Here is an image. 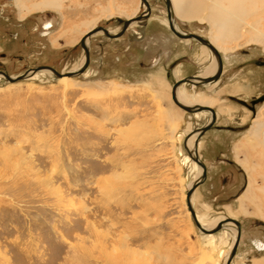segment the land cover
<instances>
[{"label":"rangeland","instance_id":"rangeland-1","mask_svg":"<svg viewBox=\"0 0 264 264\" xmlns=\"http://www.w3.org/2000/svg\"><path fill=\"white\" fill-rule=\"evenodd\" d=\"M43 1L0 0V71L8 76L39 66L75 70L88 29L77 25L116 33L118 19L145 10L140 0H59L58 11L20 18L17 3ZM147 2L152 20L117 39L90 37L89 65L67 83L49 72L0 79V264L223 263L232 227L200 233L185 202L198 171L184 144L210 114L186 113L170 97L176 81L200 78L216 60L172 34L163 0ZM173 19L180 31L209 39L204 21ZM240 34L239 47L219 52L218 81L178 90L211 100L216 112L197 148L206 179L192 195L195 213L240 223L230 264H264V132L257 141L249 135L257 116L264 119V101L251 104L264 95V66L255 63L264 62V36L261 44Z\"/></svg>","mask_w":264,"mask_h":264},{"label":"bare ground","instance_id":"bare-ground-1","mask_svg":"<svg viewBox=\"0 0 264 264\" xmlns=\"http://www.w3.org/2000/svg\"><path fill=\"white\" fill-rule=\"evenodd\" d=\"M169 2H170V12L172 16L174 15L177 18L186 21L201 20L208 25L210 30V37L208 41L214 48H216V50H218V52L225 53L227 51H233L234 49L239 47L240 45L239 43H237V41L242 36L240 34L242 30L246 32L247 35H249L248 42H257L262 44L263 41L262 37L264 35L263 33L260 32L259 27L260 24L264 21V15H262V13L264 12V0H169ZM16 5L18 8L19 16L21 19H23L27 14L35 11H44L45 9H52L58 11L59 0H49V1L47 0L31 5H25V3L24 4L17 3ZM132 17L133 16L129 17L128 19ZM248 21L250 23H248ZM140 22L141 23L146 22V20ZM135 23L136 22H134V24ZM89 25L90 24L88 22H82L81 24L77 25L75 29L80 30L83 27L86 29L88 28L85 31V33H87L90 29L93 28V27L89 28ZM87 43L88 41H86V45ZM83 62L84 59L82 63ZM212 62H213V66L210 69L205 70L204 75H211L216 70L217 67L216 62L214 60H212ZM82 63L75 70L79 69ZM38 73H44V71L37 72L34 75H31L28 79L35 77ZM1 78L4 77L0 75V79ZM69 79L70 78L64 77L61 78L60 80L63 83H67ZM177 98L180 103L187 106L200 105V106L210 107L212 105L211 100L205 99L199 94H194L189 96L188 94H185L183 91L180 90L177 91ZM201 113L204 114L207 112H201ZM197 114L198 113H196V115ZM262 116H263L262 114H259L252 124L249 135L250 138L252 139L254 138V140L262 132H264V119L262 120ZM197 136L198 133L193 134V136H191L190 139L184 144V149L185 152L187 153V157H185V160H189L198 171L196 176V181L200 178L202 170L200 167H198V165L194 161H192V159H190V157L188 156V152H190V154L193 156L194 154V146L192 150V142L194 141L193 138H196L197 141V146H196V151H197L199 144V141L197 140ZM248 142L252 143L250 140ZM259 143L264 149V141H259ZM246 168L245 170L249 173V169ZM261 182L262 185L259 190H261V193H263L264 195V175L262 176ZM251 185H252L251 181H249V186ZM192 200L193 198H191V202ZM196 216L199 222L202 224V226L207 229H211L215 227V225L223 219V218L218 219L214 223H212L211 221L210 223L204 220L201 216L197 214ZM230 227H232L231 229H229L232 237V243L229 247V250H231V247L233 246V242L236 236V229L232 224H228L225 230ZM254 244L255 246L261 245L259 241L257 243L254 242ZM229 250L228 252L225 253L222 264H225L229 257L230 254Z\"/></svg>","mask_w":264,"mask_h":264},{"label":"water","instance_id":"water-1","mask_svg":"<svg viewBox=\"0 0 264 264\" xmlns=\"http://www.w3.org/2000/svg\"><path fill=\"white\" fill-rule=\"evenodd\" d=\"M163 1H164L165 9H166V18H167L168 28L172 32V34L174 36H176L177 38L182 39V40H194V41L198 42L201 46L208 48L209 51L214 56L216 63H217L216 71L210 77L196 78L194 76H190V77L178 80L172 85L171 91H170V97H171L172 103L175 106H177L179 109H181L182 111L189 113V114H196V113H201V112H207L210 114V121L207 124H205L204 126L195 130L198 133L197 140L199 141L200 138L208 130L211 129L212 125L216 121V112L214 109H212L211 107H208V106H200V105L187 106V105L180 103L178 98H177V91H178L179 87L183 84H189V85L194 86V87H200V86L210 85V84H213L216 81H218V79L220 78V76L222 74V70H223L222 59H221V56H220L218 50H216V48H214L208 40L202 38L201 36L192 34V33H185V32H182L180 30H177L175 27V24H174L175 23L174 19L172 17L171 12H170V2H169V0H163ZM140 3L145 8L143 13L140 15H137L135 17H132L130 19H127L125 21L118 19L117 23H119L121 25V28L118 32L112 34L107 29H105L101 26H96V27H93L92 29H90L87 33H85L81 37V39L79 41V45L84 52V62L82 63V65L80 66L79 69L74 70V71L72 70V71L59 73L55 69H53L52 67L39 66V67H35L33 69L26 71L22 75L15 76V77L8 76L7 74L2 73V72H0V75L3 76L8 83H14L16 81L28 79L31 75H34L35 73L41 72V71L49 72L52 75H54L57 79H61L64 77L72 78V77L79 76V75L83 74L84 71L86 70V68L88 67L89 62H90L89 49L86 45V41H89V38L92 37L93 35L97 34V33H102L108 39H117L124 34V32L130 27V25L132 23L146 20L148 18V15H149V4L146 0H140ZM255 63L257 65L264 66V62H255ZM234 100L236 102L240 103L241 105L246 106V103L244 101H241L239 99H234ZM263 101H264V95L254 99L251 102V104L255 105V104L263 102ZM252 109L253 108H251V110ZM196 146H197V141L194 145L193 156L190 154V152H188V156L190 157V159H192V161H194L198 165V167L201 168L202 173H201L200 178L197 181H195L192 184V186L186 191V194H185L186 207H187V210L190 214V218H191L194 226L196 227V229L200 233H202L204 235H213V234H215L221 230H224L228 224H232L235 227L236 236H235V239L233 242V246L230 250L229 257L225 263V264H230L232 259L235 257V255L237 253V249H238V245H239V241H240V236H241V226H240V223L238 221H236L235 219L230 218V217L222 219L221 221H219L215 225V227H213L211 229H207V228L203 227L202 224L199 222V220L196 216L195 210L192 206L191 198H192V195H193L195 189L200 184H202L203 181L206 179V166L201 161L200 157L198 156V153L196 151Z\"/></svg>","mask_w":264,"mask_h":264},{"label":"flooded vegetation","instance_id":"flooded-vegetation-1","mask_svg":"<svg viewBox=\"0 0 264 264\" xmlns=\"http://www.w3.org/2000/svg\"><path fill=\"white\" fill-rule=\"evenodd\" d=\"M147 1V0H146ZM173 17V16H172ZM167 19V18H166ZM152 20V18L151 17H149L147 20H146V22H150ZM167 22V21H166ZM136 23H138V22H136ZM142 23H144V22H142ZM134 24V23H133ZM140 24V23H139ZM175 24V23H174ZM167 25H168V23H167ZM49 26V27H48ZM45 25L44 26V28L45 29H50L51 28V25ZM130 26H132V24L130 25ZM175 27H176V29L177 30H179V28L177 27V25L175 24ZM142 29H143V27H142ZM111 33V32H110ZM113 34V33H112ZM141 34H142V30H140L139 31V33H138V38L139 37H141ZM89 43V42H88ZM88 43H87V46H88ZM216 71V70H215ZM214 71V72H215ZM0 72H2V71H0ZM2 73H4V72H2ZM211 75H213V74H211ZM211 75H204V72L202 73V76L200 77V78H207V77H210ZM189 96H191V95H189ZM258 249H263V248H259L260 247V245H258V246H256ZM262 247H264V246H262Z\"/></svg>","mask_w":264,"mask_h":264},{"label":"crops","instance_id":"crops-1","mask_svg":"<svg viewBox=\"0 0 264 264\" xmlns=\"http://www.w3.org/2000/svg\"><path fill=\"white\" fill-rule=\"evenodd\" d=\"M207 132H208V131H207ZM207 132L202 136V138H204V136H206V135L208 134ZM202 138H201V139H202ZM197 188H198V187H197ZM197 188H196V189H197ZM196 189H195V190H196ZM194 192H195V191H194ZM240 238H241V236H240ZM239 242H240V241H239ZM238 246H239V245H238Z\"/></svg>","mask_w":264,"mask_h":264}]
</instances>
